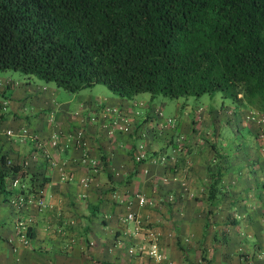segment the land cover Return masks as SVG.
Listing matches in <instances>:
<instances>
[{
  "label": "trees",
  "instance_id": "16d2710c",
  "mask_svg": "<svg viewBox=\"0 0 264 264\" xmlns=\"http://www.w3.org/2000/svg\"><path fill=\"white\" fill-rule=\"evenodd\" d=\"M3 69L18 70L27 76L34 75L44 81H52L70 92L102 83L122 98L143 91L148 92L150 97L157 94L168 97L199 96L219 91L238 106H244L249 110L247 112L253 110L264 114V0H0V70ZM10 84L9 79L3 83L5 88ZM0 94L3 95L2 90ZM220 104V114L208 116L209 138L203 135L214 152L210 157L216 163L212 170L201 167L202 172L205 168L208 178L200 181L203 183L205 199L211 204H217L216 201L225 195L222 179L226 171L230 170L228 167L232 165L233 154L236 160L233 162L235 176L244 166L250 175L261 171L263 167H259L258 162L264 158V138L257 136L261 133L264 135V122L248 126L244 118L238 114L228 115L222 102ZM3 105L1 102L0 107ZM209 109L206 111L210 112ZM222 109L224 114L221 113ZM146 118L150 119L148 113ZM221 120L230 124L237 134L235 138H239L233 143L232 154L218 151L216 147L220 143L218 127L223 124ZM190 121L195 120L191 118ZM163 123L169 125L171 122ZM240 127H245L259 145H256L258 156L255 163L253 157L256 156L248 149L242 150L244 154L237 155L236 151L241 148L239 144H244V147L247 145L238 132ZM174 130L164 141L165 147L177 146L175 124ZM162 134L164 136V129L161 128L149 134V137L158 138ZM185 150L187 154L192 151L190 145ZM147 158L144 153V157L135 160L133 151L131 164L136 169L138 166L139 170ZM223 161L226 167L220 169L219 165ZM23 164L1 154L0 187H3L4 180H7L10 188L12 179L22 180L26 174ZM171 164H157L160 166L159 174L165 175L167 171L172 172L174 167H180L179 161ZM152 166H148L144 177L147 183L153 174ZM89 168L92 169L90 178L93 177V180H97L99 170L104 169L94 171L92 166ZM134 169L130 173L133 174ZM103 171L100 180L102 193L114 190V187H126V190L130 187L129 174L115 176L110 170ZM198 176L201 178L200 173ZM29 178L32 179L31 176ZM162 178L166 179L165 176ZM45 181L43 175L33 180L31 185L34 193L41 190ZM255 185L243 189L244 194L237 195L234 203L229 199L226 204L250 202L259 192L264 193V186L260 191ZM252 186L254 190L249 193ZM157 187L159 192L162 186L157 184ZM128 192L132 196L134 191L130 187ZM149 194L144 192L146 196ZM110 197L117 202L115 196ZM172 197L170 201L159 200L161 204L156 205L167 208L178 201L176 192ZM123 205L127 211L126 202ZM135 205L132 198L129 206L132 208ZM145 205L156 206L154 203ZM211 224L208 223L207 227ZM28 227L26 225V238L29 237ZM244 254H238L243 261L246 260ZM100 264L126 263L101 260ZM251 264L260 262L251 261Z\"/></svg>",
  "mask_w": 264,
  "mask_h": 264
},
{
  "label": "crops",
  "instance_id": "0c3cea01",
  "mask_svg": "<svg viewBox=\"0 0 264 264\" xmlns=\"http://www.w3.org/2000/svg\"><path fill=\"white\" fill-rule=\"evenodd\" d=\"M37 98L40 101V96ZM44 98L49 104L47 97ZM135 102L133 96L105 95L102 100L86 96L75 112L79 114L77 121L64 118L63 113L68 111L62 107L50 109L54 113L53 120L49 117L47 121H40L35 115L31 126L24 124V131H21L23 124L16 123V139L11 138L12 127H0V155L22 161L26 171L20 181L21 188L16 185L8 187L7 180L0 187V264H100L101 260L126 264H251V261L264 264V253L261 254L264 251V193L261 192L253 198L254 201L232 204L233 210L231 204L221 203L198 204L197 208L194 204L176 202L164 209L156 204L154 207L135 205L132 208L136 212L137 225H155L160 230L159 247L165 258L156 262L145 254L127 253L126 247L142 238L143 227L139 226L134 232L135 222L124 225L119 222V215H113L115 204L120 203L124 208L123 201L130 199L131 194L126 187H114V190L102 193V171L110 170L115 176L129 174L130 187L139 186L143 193L147 191L161 196L156 190L160 166H152L153 174L147 183L146 178L141 177V168L139 171L138 166L136 169L131 164L136 145L131 136L149 121L144 119L147 113L150 118L154 117L148 104L139 110L133 107ZM247 111L244 108V114ZM16 116V112H12L11 117ZM119 117L126 119V127L120 131L110 127L112 120ZM106 128L110 129L107 132L112 134L111 139L103 135ZM76 130H82V145L75 144ZM143 135L148 137L144 132ZM51 139H55V144ZM152 139L144 144L147 156L169 153L170 148L164 146L161 137ZM231 158L232 162L236 161L234 154ZM261 160L263 168L251 175L241 168L237 177L235 166L228 167L230 170L225 175L234 182L233 195L244 194L242 190L253 184L262 191L264 158ZM89 166L94 171L104 168L102 171L98 169V181L90 178L92 169ZM201 172L198 166V173ZM41 175L46 181L36 194L31 184ZM161 186L160 191L165 193L181 192L178 178ZM20 192L32 201L17 209L8 203V198ZM118 193L121 200H111L110 195L117 198ZM38 199L43 205L37 204ZM99 212L105 213L98 217ZM214 216L216 219H210ZM16 218H23L29 225V237L25 243L15 234ZM208 223L212 224L207 227ZM88 230L92 233L90 238L83 236ZM243 233L248 237L245 242L239 237ZM118 238L120 243L116 242ZM229 241L234 243L232 248L226 246ZM240 252L245 253L246 260L241 259Z\"/></svg>",
  "mask_w": 264,
  "mask_h": 264
},
{
  "label": "rangeland",
  "instance_id": "374dc122",
  "mask_svg": "<svg viewBox=\"0 0 264 264\" xmlns=\"http://www.w3.org/2000/svg\"><path fill=\"white\" fill-rule=\"evenodd\" d=\"M7 79L10 80L11 84L8 88H5L2 84L5 83ZM1 90L3 95L0 94V103L3 101H5V103H3L4 105L0 107V117H1L0 127L2 129H5V127H12L13 133L11 134V138L13 139L17 138L15 134L16 132L15 130L17 129L15 128L16 123L23 124L22 127L26 129L24 124L31 126L33 120L35 119L34 118L35 115L36 116L38 115L36 119H39L40 121L42 120L47 121L49 117L50 119L52 118L51 120H53L54 113L50 109H54V108L60 109L62 107H66L68 111L67 114L63 113L62 116L64 118L68 120L69 118L70 119L72 118V120L74 119L77 121L79 114H75V112H78L79 106L84 97L90 96L93 97V99L102 100V97H104L105 95H113V93L109 91L102 83H95L92 86L83 87L77 91L70 92L63 89L60 86H56L52 81H44L34 75L27 76L21 73L20 71L13 69L0 70V93ZM38 96H40V101L37 98ZM44 96L47 97V101L50 105L46 103V99L44 98ZM133 98L136 99V102L134 103L135 105L133 106L135 109L142 110V108H144L145 106L144 104L146 103L152 108V111H154V113L157 112L155 114L153 113L154 117L150 118L148 122H145L142 124V126H139V130L137 134H141L140 136H136L135 133L132 134L131 138L134 141L136 140L135 143L142 142L145 144L146 141L149 140L148 138L150 136L149 134H152L153 132H155V130L158 131L161 128L164 129V136L162 134V136L160 137H162V141H166L167 136L172 131H175L174 124L177 125V133H178L177 134L178 138L176 139L178 149L177 146H175L174 149H172L173 151H170L172 157L168 158L167 159L168 161L165 160L164 162L161 163L160 162L150 163L147 158V160L144 161L142 163V166L140 167L142 174L141 177L144 178L146 176V173L148 172V171L143 172L142 171L143 167H146L148 170L149 165L155 166L157 164H161V165L164 164V166L165 165L170 166L172 165L171 164L172 162L176 163L177 161H179L180 167L178 168L174 167L173 170L174 172L167 171L165 175L160 174V176L157 178L156 184L162 185L164 182V186H165L166 184L173 182L174 179L178 178L181 192L177 193V199H178L177 203L184 202L188 204H194L197 206V208H198V204L199 205L211 204L209 200L205 199V195L203 191V183H201V181H206L208 178L206 172L204 171L205 168L203 167L204 170L200 174L201 175L200 178V176H198V166L199 167L205 166L207 169L210 170H212V167L216 166L215 160L211 159L210 157V155L213 154L214 152L212 149L209 148L208 143H206L205 139L203 138V135H205V138H209V134L207 132L210 128L209 127L210 123L208 122L209 119L208 116H214L215 114L219 115L220 114L219 105H221L220 102H222V107L225 109V112L228 115L237 116L238 114L241 118H244V122L245 124H248V126H257V124L264 122V114L256 113V111L254 112L253 110L247 113L245 112L244 114L243 112L245 108L244 106L241 105L238 106L235 101H233L231 98L227 96H222L219 91L202 93L199 96L187 95V96H178V97H168L160 94L150 97L148 92L143 91L134 94ZM138 100L139 103L137 102ZM207 109H209L211 113L209 111L207 112L206 111ZM12 112H16L17 114L16 118L11 117ZM225 112L223 109L221 110L222 114H224ZM130 117H132V115ZM191 118H193L195 121L191 122L190 121ZM163 121H170L171 123L167 125L164 124ZM221 122L223 124L219 125L218 127V132H219L218 141L220 143L216 144V147L218 148V151L222 150L227 154L230 153L232 154L235 146L233 143L237 142L239 138H235L237 134L234 133L235 131L232 130L230 124H225L223 120H221ZM20 128L21 127H19V129ZM107 130L109 129L106 128L103 135H105L107 139H111L112 134L109 133L110 131L107 132ZM198 130H200V132H198ZM143 132L144 134L146 133L148 137L143 135ZM238 132L239 134L242 135V139H244L247 142L246 143L247 145L244 147V144L240 143L239 145L241 148L238 149V151L235 150L236 152H238L237 155L240 156L244 154L242 153V150L248 149L252 151V154L254 156H256L253 157L254 160L253 163H255L256 158L258 156L256 151V145H258V143L256 142L253 135H251V133H248L246 131L245 127H240ZM257 136L258 138H263L264 135L263 133H261ZM149 141L151 142L153 141L152 137ZM188 145H190V149H192V151H190V153L187 154V152H185L186 151L185 149L186 146ZM229 150L231 152H229ZM182 156L185 158L183 159ZM147 157H151V155ZM188 163L191 164L188 166ZM223 164L220 163L219 165L220 169L226 167L224 161ZM231 164L233 165V162ZM258 166L262 168V164L260 163V161L258 162ZM243 170L244 173L250 175L248 173L246 166L243 167ZM162 176H165L166 179H163ZM222 180L225 184V189H224L225 195L222 198L218 199L216 203L226 204L229 199H231V201L234 203V200L237 199V195H233L232 193L233 183H234L233 180L228 178L226 175L223 176ZM251 181L253 182L252 178ZM138 187L139 186L136 187L132 186L131 189L134 192L138 190L143 192V190H140ZM127 189H130V187H127ZM253 190L254 188L252 186V189L250 190L249 193H252ZM134 192L130 199H125L123 202L126 203H128L129 201L131 202L132 198L134 200ZM159 194L161 196H158V193L149 194L148 196L146 195L145 196L147 197L148 200L151 201V203L154 204H161L159 200L170 201L173 199L172 197L173 193L171 194L169 192L165 193L164 191H159ZM117 199H120L119 193ZM114 209L116 210L115 211L113 210L114 212L113 215L116 214L117 217L119 215V218L125 215V210L123 207H121L120 203L115 204ZM231 210H233L232 205H231ZM103 213L105 212H99L98 213L99 215L97 216L99 217ZM127 222H129V220H127ZM235 227L236 229H238L237 226ZM216 228L218 227L216 226ZM218 235L219 234H217V236ZM83 236L90 238L92 237V233L88 230L83 234ZM239 237H241L244 242L245 240L248 239L245 233H243V235L239 234ZM233 245L234 243L229 241V243H227L226 246L228 248H232ZM263 253L264 252L261 253L262 256Z\"/></svg>",
  "mask_w": 264,
  "mask_h": 264
},
{
  "label": "built area",
  "instance_id": "2783aa9c",
  "mask_svg": "<svg viewBox=\"0 0 264 264\" xmlns=\"http://www.w3.org/2000/svg\"><path fill=\"white\" fill-rule=\"evenodd\" d=\"M2 103H4V101ZM125 127H126V119L124 117L123 118L119 117V119L114 118L112 120L111 128H116L117 130L120 131V130L125 129ZM24 130H25L24 128L21 129V131H24ZM8 132L9 130H6V133ZM74 136H75L74 137L75 144L82 145V142H83L82 130H76ZM54 142L55 140L51 139V143L53 144ZM172 149L174 148H170V151H173ZM177 149H178V146H177ZM170 151L167 154L165 152H159V153L153 154L151 155V157H148V160L150 163L164 162L167 159V157L169 158L172 157ZM144 153H145L144 143L137 142L135 145V150H134V159L139 160L140 158L144 157ZM82 158H85V157L83 156ZM142 171L147 172L148 170L146 167H143ZM10 183L12 186L16 185L19 188L23 186L22 183H20L18 178L12 179ZM31 201L32 200L29 196L26 197L21 192L17 193L16 195H14L13 197L9 199V203L17 209L21 208L22 206L26 205V203L31 202ZM134 201H135L136 206L138 207L146 203H151V201L147 199L144 193L139 190L134 192ZM37 204L43 205L40 199L37 200ZM129 205H130V201L126 203V207L128 208V210L125 211V215L121 217L120 219L122 222H127V220L135 222L136 226H135L134 232H136L138 227L141 225H137L138 223L137 216L135 214V211L132 208H130ZM25 221L26 220H24L23 218H16L15 220V230H16L15 232L17 234L18 239L21 240L23 243L27 241V238L25 235L27 223ZM142 232H143L142 233L143 236L139 241L129 244L126 247L127 253L145 254L148 257L152 258L154 261L161 262L165 258V254L159 247V237L161 234L160 230L157 229L156 227L145 226L143 227ZM116 242L120 243L121 241L118 238ZM89 244H92V241H89Z\"/></svg>",
  "mask_w": 264,
  "mask_h": 264
}]
</instances>
